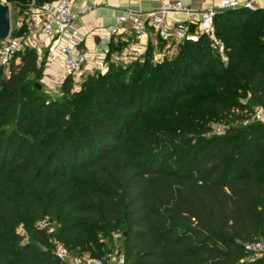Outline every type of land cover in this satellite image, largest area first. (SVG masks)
<instances>
[{
	"label": "trees",
	"instance_id": "trees-1",
	"mask_svg": "<svg viewBox=\"0 0 264 264\" xmlns=\"http://www.w3.org/2000/svg\"><path fill=\"white\" fill-rule=\"evenodd\" d=\"M261 21L264 8L215 15L217 35L235 32L224 38L229 62L220 73L224 62L204 35L180 44L172 59L167 53L153 63L151 49L143 63L110 64L104 74L88 75L80 91L67 77L70 107L47 102L32 87L42 78L37 50L18 53L9 73L0 71V264H72L51 248L58 235L69 249L104 257L88 231L96 225L107 235L121 231L125 264H264V255L245 248L264 243V123L206 138L140 127L159 106L195 96L207 81L222 92L233 78L264 108ZM204 101L239 122L252 108ZM46 218L58 229L38 228Z\"/></svg>",
	"mask_w": 264,
	"mask_h": 264
},
{
	"label": "built area",
	"instance_id": "built-area-1",
	"mask_svg": "<svg viewBox=\"0 0 264 264\" xmlns=\"http://www.w3.org/2000/svg\"><path fill=\"white\" fill-rule=\"evenodd\" d=\"M9 4L7 0H0ZM256 0H216L208 9H197L188 6L184 0H161L160 4L148 12L129 9L117 17L115 24L97 30V38L102 45L91 50L84 46L80 36V16L92 9L83 5L76 10L69 0H57L32 8V17L37 27L48 38L46 61L53 63L62 60L63 76L74 77L86 70L104 73L110 64L128 67L133 63L145 62L152 49V62H161L164 56L178 49L185 41L198 42L204 35L210 38V44L224 63L229 62L226 47L221 41L214 40L215 15L227 9H257ZM35 25V24H34ZM33 26V24H32ZM23 38L14 35L0 41V65L11 66L19 62L18 53L25 48ZM92 65L89 68V65ZM256 116L264 122V108L259 106ZM49 218L37 222V227L52 232ZM122 234L117 235V237ZM246 251L264 255V243H248ZM56 256L61 261L70 258L68 249L57 245ZM79 264L77 261H73ZM84 264H125L123 251L116 250L104 257H88Z\"/></svg>",
	"mask_w": 264,
	"mask_h": 264
},
{
	"label": "rangeland",
	"instance_id": "rangeland-1",
	"mask_svg": "<svg viewBox=\"0 0 264 264\" xmlns=\"http://www.w3.org/2000/svg\"><path fill=\"white\" fill-rule=\"evenodd\" d=\"M8 3L11 6L12 33H18V36L23 38L25 47L35 48L39 55L38 67L42 71V78L35 83L32 82V87L34 88V85H39V92L42 93L44 98L49 103L57 102L68 107L72 106L73 103L70 100V96L65 94L62 88V85L67 77L64 78L62 76H55L53 73H51V71L47 70L49 67H46V64H44L43 55L39 53V50L37 49L38 46L33 47V44L39 45L44 43L40 32H32L29 27L30 23L33 22L32 8L36 7L37 5L34 3L22 5L12 0L8 1ZM263 25L264 21H261L260 25H256V30L260 32V38L262 39H264V29L262 28ZM234 33L235 32L233 31H228L226 34L220 36L215 33L214 40L221 41L226 47V41L224 38L227 35L233 36L235 35ZM251 37H255L253 32L250 34H245L246 39ZM256 39H259V37H256ZM176 52V50H173L171 53H169V58H174ZM225 65L226 63H224V65L217 66V73L224 71V68L226 67ZM0 67L1 72L5 74L9 73V68L7 66L0 65ZM94 73H88L87 71H84L83 73L75 76V78L73 77V91H80L83 83L86 81L87 76ZM99 73L100 75L104 74L102 72ZM232 79L233 78H230L225 83L222 82V92L217 91V88H215L212 81L204 82L198 86V88H196L197 94L195 96L178 100L174 103L162 104L159 106L156 112L146 116V122L140 123V127L144 131L156 130L159 133L172 131V133L175 134L187 133L188 135L198 138H206L224 135L229 129L240 130L252 124L264 123L256 116L259 106L251 104L249 94H243L241 89H237V86L231 82L233 81ZM204 100L209 101V103L220 101L223 102V105L228 106L232 103L240 102L244 104H250L252 105V108L250 110L249 118L239 122L235 120L233 114L220 112L216 107L212 105H206ZM236 113L238 114L239 110H237ZM189 150L181 152L178 156L171 160V163L176 164L179 161L185 159ZM48 226L52 232L58 229V223L56 222L50 221ZM88 231L90 236L93 237L96 242L101 244L103 254L106 255L116 250L122 251V236L117 237V235L121 234V231L113 233L112 235H107L105 233L106 230L103 229L102 225H96L94 227L89 226ZM17 232L23 236V242H26L30 239L23 223L18 226ZM50 244L51 248H54L55 250L57 245H63L66 247L64 240L61 239L59 235L53 238L50 241ZM38 247L41 249H47L48 244L40 243L38 244ZM67 249L70 255L67 263L73 264V261H77L79 264H84L86 258L98 257L97 255L91 254L78 246H73V248Z\"/></svg>",
	"mask_w": 264,
	"mask_h": 264
},
{
	"label": "crops",
	"instance_id": "crops-1",
	"mask_svg": "<svg viewBox=\"0 0 264 264\" xmlns=\"http://www.w3.org/2000/svg\"><path fill=\"white\" fill-rule=\"evenodd\" d=\"M76 10L83 5H91L92 9L80 16V36L83 39V44L87 48L94 50L102 47L97 38V30L101 27L109 26L117 22V17L129 9L148 12L155 9L161 0H69ZM188 6L197 9H208L215 5L216 0H184ZM256 8H264V0H256L254 3ZM33 18V17H32ZM33 24V26H32ZM35 24V25H34ZM32 32L39 31L44 43L37 47L39 53L46 59L47 46L51 42L50 38L46 37L37 27L35 19L29 25ZM47 70L51 71L55 76H63L62 60H57L53 63L45 62ZM92 65H89L91 68ZM54 68V69H52ZM92 73V70H86Z\"/></svg>",
	"mask_w": 264,
	"mask_h": 264
},
{
	"label": "water",
	"instance_id": "water-1",
	"mask_svg": "<svg viewBox=\"0 0 264 264\" xmlns=\"http://www.w3.org/2000/svg\"><path fill=\"white\" fill-rule=\"evenodd\" d=\"M11 31V6L0 1V41L7 39Z\"/></svg>",
	"mask_w": 264,
	"mask_h": 264
}]
</instances>
